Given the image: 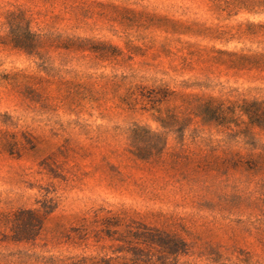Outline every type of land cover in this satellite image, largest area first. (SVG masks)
Returning <instances> with one entry per match:
<instances>
[{"label": "rangeland", "instance_id": "374dc122", "mask_svg": "<svg viewBox=\"0 0 264 264\" xmlns=\"http://www.w3.org/2000/svg\"><path fill=\"white\" fill-rule=\"evenodd\" d=\"M0 264H264V0H0Z\"/></svg>", "mask_w": 264, "mask_h": 264}]
</instances>
